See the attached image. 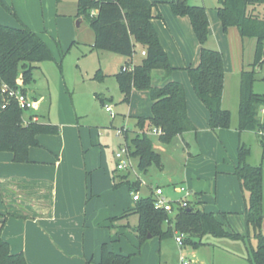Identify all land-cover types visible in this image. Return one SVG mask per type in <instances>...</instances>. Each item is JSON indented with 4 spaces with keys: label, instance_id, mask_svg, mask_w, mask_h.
<instances>
[{
    "label": "rangeland",
    "instance_id": "obj_1",
    "mask_svg": "<svg viewBox=\"0 0 264 264\" xmlns=\"http://www.w3.org/2000/svg\"><path fill=\"white\" fill-rule=\"evenodd\" d=\"M189 4L208 9L210 30L206 46L223 54L226 74L224 106L231 112V126L222 131H198L202 140L197 146L192 144L189 150L181 137L176 136L169 144H164L154 133L155 129H150L148 135L161 155L163 166L159 168L152 164L147 173L139 170L137 159L133 160L134 171H118L115 154L125 145V133L119 135V130L125 127L130 140L142 134L135 128L136 119L152 114L150 94L134 90L131 100L124 102L116 73L126 65L127 58L66 45V40L74 31L80 35L87 30L93 32L88 29L85 19L84 25L79 27L81 20L76 17L78 0H0V23L16 27L26 24L53 54L52 60L35 64L34 79L28 86L29 95L35 98L34 108L27 113L36 112L42 122L60 127L58 135L39 136L43 148L32 149L47 157L48 150L57 154L59 147L65 144L66 157H79L81 163L87 166L88 197L82 216L73 220L86 221L88 230L99 227L105 232L111 251L134 255L131 264H182V258L197 264H252L257 242L245 216V194L233 170L238 163L237 146L241 141L250 148L248 162L262 166L264 171V152L257 135L253 132L240 135L237 130L241 74L243 70L251 69L256 40L243 39L236 27L224 30L217 14L219 0H189ZM158 8L160 11H155V14H162L158 18L161 24L169 26L175 36L174 39L172 32H165L169 37L168 41H164L170 64L183 66L185 59L192 61L193 65L200 63L201 48L194 31L188 34L179 30L176 35L167 18V15L176 18L171 5L161 2ZM141 51V47L137 46L134 64L141 62ZM128 68L134 69V65ZM99 70L106 75L104 81L95 79ZM176 71L191 84L186 69ZM161 77L160 71L154 72L153 86L160 87ZM252 90L264 95V56L255 74ZM99 96L105 99V105L100 102ZM196 100L200 102L198 97ZM106 106L113 109L114 118L106 111ZM61 132H64L62 136ZM125 175L131 183L116 188L115 185H119ZM134 182H138L137 185H133ZM157 185L165 187L172 201L183 196L173 189L175 186L187 187L191 190L193 202L202 200L207 212L215 211L229 232L244 236L246 241L207 235L205 245L195 249L178 245L175 236H155L139 250L134 232L139 216L132 210L125 186L140 187L141 196L148 197L152 193L151 188ZM3 219L0 218V229ZM7 221L2 232L7 228ZM13 228L11 225L9 230L13 231ZM89 240L90 234L87 242Z\"/></svg>",
    "mask_w": 264,
    "mask_h": 264
},
{
    "label": "trees",
    "instance_id": "obj_2",
    "mask_svg": "<svg viewBox=\"0 0 264 264\" xmlns=\"http://www.w3.org/2000/svg\"><path fill=\"white\" fill-rule=\"evenodd\" d=\"M219 2L217 14L224 30L236 27L243 39L256 40L251 69L243 70L241 74L238 131L255 133L264 152V95L252 90L255 74L264 56V0ZM157 5L152 0H78L77 12V17L85 19L95 34L94 49L128 58L125 67L133 66L136 47H141V62L135 64L132 71H123V67L116 79L124 102L131 100L134 90L150 94L152 114L136 119L135 128L142 134L130 140L125 133V144L131 148L133 157L138 160L139 170L144 173L152 164L159 168L163 166L161 155L148 135L150 129L160 131L159 141L164 144H169L176 136L183 137L197 131L189 116L183 84L172 81L160 88L152 86L154 71L163 70L167 77L175 71L153 24L154 19L161 17L155 14ZM170 5L175 16L191 20L201 47L199 65L188 67L186 71L197 97L209 112V127L213 131L228 129L231 126V112L222 104L226 77L223 54L206 46L210 30L208 10L204 6L189 4V0H172ZM52 59L49 47L26 25L14 28L0 23V151L12 153L13 161L17 164L28 163L31 148L41 147L39 136L58 135L60 127L40 119L35 121L36 116L20 109L16 101L5 100L1 87L8 84L27 94L28 86L34 79L35 64ZM95 79L104 81V73L99 70ZM99 99L105 105V99L100 96ZM5 104L6 108L3 109ZM250 153V148L245 144L239 146L234 174L245 194V216L257 242L251 262L264 264V171L262 166L248 162ZM130 183L128 175H125L115 187ZM129 191H140V187H129ZM132 210L139 216V223L134 228L139 250L148 241L149 235L152 238H166L174 237L175 232L184 235V246L195 249L204 245L203 239L207 235L246 241L244 236L229 232L214 213L204 210L200 201L178 211L174 228L165 224L168 213L155 209L152 193L148 197L141 196ZM6 221L7 217L3 219L0 229V264H27L25 255L13 254L9 243L2 237ZM132 257L111 251L105 243L101 247L100 264H131Z\"/></svg>",
    "mask_w": 264,
    "mask_h": 264
},
{
    "label": "crops",
    "instance_id": "obj_3",
    "mask_svg": "<svg viewBox=\"0 0 264 264\" xmlns=\"http://www.w3.org/2000/svg\"><path fill=\"white\" fill-rule=\"evenodd\" d=\"M152 1L157 2V4L161 2L170 4L172 0ZM157 10L158 12L160 11L158 5ZM174 17L176 18L172 19L167 15L170 26H172L176 35L179 30H185L188 34L194 31L191 20L188 17ZM78 19L81 20L79 27L84 25L83 19ZM153 24L161 37L162 46L168 54L164 40L168 41L169 37L165 35V32L171 33L172 31L169 26L164 27L158 18L153 20ZM6 26L19 28L12 25ZM87 26L92 31L89 23H87ZM27 27L30 28L29 26ZM87 31L81 35L74 31L66 40V45L71 48L74 46L85 47L90 51L101 53V51L94 49V32L90 33L89 30ZM172 37L175 39L173 32ZM133 59L134 57L132 58V64L135 65ZM128 61L129 59L127 58L126 65L122 66L119 72L123 67L127 66ZM183 64V66L171 65L175 71L169 77L163 70L156 71H160L162 74L160 87L173 81L183 84L186 90L189 116L197 127L196 133L186 134L181 137L189 150L192 144L197 146L202 140L201 137L199 138L198 131H210V116L203 103L196 100L197 96H194L196 94L192 84H189L186 80L187 78L179 75L178 71H176L188 67H197L199 63L193 65L192 61L185 59ZM153 87L160 88L157 86ZM27 95L32 100H35L34 97L29 95L28 91ZM224 97L225 89L222 104L223 108L227 109L224 106ZM30 115H35L37 120L40 119L39 114L36 112H31ZM123 119H125V116ZM242 133L239 132L240 135ZM63 134L64 132H61V136ZM241 144L240 141L237 146L238 149ZM41 146L43 148V144ZM48 151L49 156L45 157L31 148L29 162L24 164L15 163L12 153L0 151V218L7 217L8 220L7 228L3 230L2 237L9 243L13 254L23 253L25 255L27 264H100L101 247L106 243L105 232L99 227H90L92 230H88L86 221L73 220L82 216L88 197L87 166L85 163L84 165L81 163L79 157L74 159L69 158V156L66 157L65 144L59 147L57 154L52 150ZM75 152L77 153L78 151L76 150ZM236 166L237 164L234 166L233 173ZM157 186L165 188L162 185ZM125 187L128 190L129 200L133 208L135 203L132 201L131 192L129 187ZM177 188L175 186L173 189L176 190ZM198 201L203 202L200 199ZM204 210L206 211L205 208ZM212 213L215 214V211H212ZM11 225L14 226L13 231L9 230ZM89 234L90 240L87 242ZM203 243L205 245L204 239Z\"/></svg>",
    "mask_w": 264,
    "mask_h": 264
},
{
    "label": "built area",
    "instance_id": "obj_4",
    "mask_svg": "<svg viewBox=\"0 0 264 264\" xmlns=\"http://www.w3.org/2000/svg\"><path fill=\"white\" fill-rule=\"evenodd\" d=\"M142 55H145V52H142ZM128 67H124L123 71H132L133 69H129ZM1 95L6 100H14L18 103L20 109L24 111H30L34 108V101L25 94L21 89L13 88L9 86L8 84H3L1 87ZM6 108V104L3 105V109ZM106 111L109 112L112 117L114 118L116 115L113 112V109L110 106H106ZM37 120V117L34 119ZM27 123V122H26ZM127 130L125 127L123 130H119L118 134L121 135L122 133H126ZM154 133L157 135L160 134V131L155 129ZM131 148L125 144L120 147L118 152L115 154L116 160H117V170L121 172H129L134 171L135 166L133 160L135 158L132 155ZM152 194L154 196V207L156 210L164 211L168 213L169 218L166 219L165 224L170 227L174 226V220L176 217V214L180 209L187 208L189 204L193 203V197L191 194V191L184 186L178 187L177 191L181 192L183 196L175 201H172L169 199L165 188L156 186L155 188L151 189ZM132 201L135 203L141 199V194L139 191L137 192H131ZM195 202V201H194ZM175 239L178 245L184 246V235L180 234L178 232H175ZM182 264H197L196 262H193L192 260H187L185 258H182Z\"/></svg>",
    "mask_w": 264,
    "mask_h": 264
},
{
    "label": "water",
    "instance_id": "obj_5",
    "mask_svg": "<svg viewBox=\"0 0 264 264\" xmlns=\"http://www.w3.org/2000/svg\"><path fill=\"white\" fill-rule=\"evenodd\" d=\"M152 238V236L151 235H149V239H151Z\"/></svg>",
    "mask_w": 264,
    "mask_h": 264
}]
</instances>
